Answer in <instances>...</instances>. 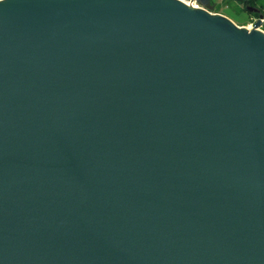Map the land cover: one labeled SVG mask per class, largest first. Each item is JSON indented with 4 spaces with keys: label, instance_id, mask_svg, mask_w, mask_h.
Here are the masks:
<instances>
[{
    "label": "water",
    "instance_id": "water-1",
    "mask_svg": "<svg viewBox=\"0 0 264 264\" xmlns=\"http://www.w3.org/2000/svg\"><path fill=\"white\" fill-rule=\"evenodd\" d=\"M195 2L0 0V264H264L262 17Z\"/></svg>",
    "mask_w": 264,
    "mask_h": 264
},
{
    "label": "rangeland",
    "instance_id": "rangeland-1",
    "mask_svg": "<svg viewBox=\"0 0 264 264\" xmlns=\"http://www.w3.org/2000/svg\"><path fill=\"white\" fill-rule=\"evenodd\" d=\"M186 4L198 5L195 0H182ZM251 6L256 12H247L246 7ZM204 9L210 13L223 15L239 27L249 30L261 15V24L258 28L264 32V0H207Z\"/></svg>",
    "mask_w": 264,
    "mask_h": 264
}]
</instances>
